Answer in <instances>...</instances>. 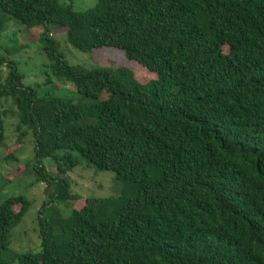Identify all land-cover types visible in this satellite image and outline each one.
Listing matches in <instances>:
<instances>
[{"label": "trees", "instance_id": "obj_1", "mask_svg": "<svg viewBox=\"0 0 264 264\" xmlns=\"http://www.w3.org/2000/svg\"><path fill=\"white\" fill-rule=\"evenodd\" d=\"M0 15L41 28L52 76L78 97L41 96L50 77L25 86L0 59V99L14 107L18 141L33 139L27 167L69 210H39L40 250L9 258L29 203L4 201L0 264H264V0H97L80 13L59 0H0ZM49 26L78 51L118 52L126 64L71 67ZM137 71L155 79L142 84ZM79 158L112 173L118 192L78 201L62 177Z\"/></svg>", "mask_w": 264, "mask_h": 264}, {"label": "rangeland", "instance_id": "obj_2", "mask_svg": "<svg viewBox=\"0 0 264 264\" xmlns=\"http://www.w3.org/2000/svg\"><path fill=\"white\" fill-rule=\"evenodd\" d=\"M59 4L70 5L73 11L80 13L94 8L97 0H59ZM0 22L3 25L0 31V59L14 62L18 73L22 76V83L25 86L38 88L42 87L50 77L54 85H50V88L42 87L39 95L45 96L54 92L58 96L76 102L78 97L75 87L65 79L58 80L52 76L48 68V61L41 51L42 46L37 42L41 28L27 31L20 23L4 15H0ZM49 31V37L59 44V51L64 54L65 60L71 67L104 70L109 69L110 65L123 67L126 64L125 59L118 52L84 53L67 45L64 30L49 26ZM8 72L6 64L0 65V84L5 81ZM136 75L142 84L155 79L153 75L142 71H137ZM0 110L5 113L4 141L0 145V205L14 197H22L29 203L22 222L11 234V244L7 252V256L11 258L15 254L40 250L37 226L39 210L46 207L52 217H55L56 213L66 216L69 210L50 198L54 185L46 188L44 184L37 183L32 168L27 167L34 157L33 139L28 133L18 141V133L15 132L17 122L11 101L0 99ZM43 164L50 175L57 176L49 160H44ZM62 178L68 181L69 190L73 195L82 197L78 201H84L87 198H109L118 192L114 187L115 178L112 173L87 166L82 158H79L77 167ZM82 205V202L79 206L74 204L72 208L80 209ZM20 208V205L13 206L15 212H18Z\"/></svg>", "mask_w": 264, "mask_h": 264}]
</instances>
